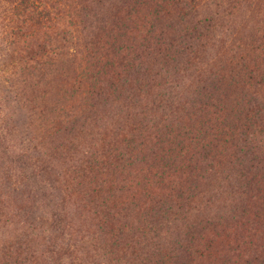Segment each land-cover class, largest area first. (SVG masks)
<instances>
[{
  "label": "rangeland",
  "instance_id": "rangeland-1",
  "mask_svg": "<svg viewBox=\"0 0 264 264\" xmlns=\"http://www.w3.org/2000/svg\"><path fill=\"white\" fill-rule=\"evenodd\" d=\"M172 1L0 0V264H264V0Z\"/></svg>",
  "mask_w": 264,
  "mask_h": 264
},
{
  "label": "trees",
  "instance_id": "trees-1",
  "mask_svg": "<svg viewBox=\"0 0 264 264\" xmlns=\"http://www.w3.org/2000/svg\"><path fill=\"white\" fill-rule=\"evenodd\" d=\"M172 3H173V6H176V5L178 6V5H182V4L183 5H187V3L184 0H173ZM204 151H206V150L204 149ZM177 179L178 180H181L182 177L179 176ZM188 182H190V181L188 180ZM192 182H194V181H192ZM174 183H175V181L172 182L170 185L163 187V190L166 189L170 193L171 192L176 193L177 194L176 195L177 196V200L179 199V201L175 204V206L170 207L169 204H168L170 199L168 197H166V198L163 197L164 200L162 199V201H159V206H160V210L159 211L160 212L162 211V209H164V211H166V212L167 211H170L171 212L172 210H174V207H175V210L176 211L183 210V205H182V203L180 201L181 200H185V198L182 196L183 193L180 190H178V189H180L182 187V185L181 184H178V185L174 186ZM185 183H187V181H185ZM176 188H178V189L176 190ZM186 199L189 200L190 197H187ZM57 229L58 230H61V226H58ZM186 250H187V248H186Z\"/></svg>",
  "mask_w": 264,
  "mask_h": 264
}]
</instances>
